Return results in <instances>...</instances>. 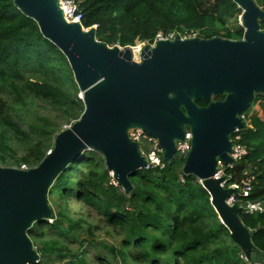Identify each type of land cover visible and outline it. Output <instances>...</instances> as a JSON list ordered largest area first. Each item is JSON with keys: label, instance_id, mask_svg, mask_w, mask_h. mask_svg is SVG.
Segmentation results:
<instances>
[{"label": "trees", "instance_id": "16d2710c", "mask_svg": "<svg viewBox=\"0 0 264 264\" xmlns=\"http://www.w3.org/2000/svg\"><path fill=\"white\" fill-rule=\"evenodd\" d=\"M80 1L83 24L97 25L96 38L109 46L135 45L153 40L159 30L183 27L198 29L203 38L239 40L245 32L243 25L230 24V18L243 11L234 0ZM256 1L264 9V0ZM259 23L264 30V19ZM79 91L68 59L43 36L38 23L15 0H0V164L37 166L53 149L62 123L72 124L82 115L85 106ZM224 97L219 94L213 99ZM196 102L208 105L203 99ZM39 103L56 112V117L38 109ZM243 115L245 127L230 137L239 134L248 152L226 170L232 175L227 185L254 175L248 198L264 200V92L255 94ZM184 162L173 156L164 169L131 172L133 190L126 193L111 183L105 157L96 150L84 151L49 189L48 195L61 201L53 220L37 221L28 231L41 245L40 260L30 264H42V258L50 255L64 259L72 252L66 241L85 224L94 234L91 222L70 214V195L96 209L121 236L119 245L108 248L123 264L128 258L137 264H250L221 222L207 189L192 174L184 178ZM240 216L251 231L254 261L259 260L264 254V213ZM102 262L114 264L108 259ZM74 264L89 263L80 259Z\"/></svg>", "mask_w": 264, "mask_h": 264}, {"label": "water", "instance_id": "95a60500", "mask_svg": "<svg viewBox=\"0 0 264 264\" xmlns=\"http://www.w3.org/2000/svg\"><path fill=\"white\" fill-rule=\"evenodd\" d=\"M242 11L244 36L158 40L144 45L140 60L130 46H109L69 22L59 0H15L33 18L44 37L66 56L85 109L61 130L54 146L34 167L0 164V264H30L40 254L29 229L55 214L48 193L58 175L88 149L105 157L106 167L126 193L130 173L142 169L145 157L129 129L141 127L159 139L164 160L176 152V139L192 132L183 176L192 174L207 189L221 222L245 259L254 261L251 231L244 224L242 203L228 198L238 190L223 185L218 159L233 162L230 134L245 127L241 117L256 93L264 92V9L256 0H234ZM225 94L224 99L213 97ZM203 99L208 105H199Z\"/></svg>", "mask_w": 264, "mask_h": 264}, {"label": "built area", "instance_id": "2783aa9c", "mask_svg": "<svg viewBox=\"0 0 264 264\" xmlns=\"http://www.w3.org/2000/svg\"><path fill=\"white\" fill-rule=\"evenodd\" d=\"M60 6L63 9V13L65 18L69 22H79L83 25L84 30H88L89 27H85L83 24L84 19V13L83 9L81 7V1L80 0H59ZM242 20V15H241ZM93 27H97V25H93ZM177 37L180 39H188V38H194L199 37L203 38L200 34V31L198 29L194 28H175L168 31L159 30L154 39L150 40H143L137 42L135 45H131L130 47L133 50V57L136 60H140L141 52L143 50L144 45L149 44L151 46H154L155 43L158 40H175ZM120 46L121 48L127 47V46H121L119 44H116ZM241 117L245 120V115H241ZM239 128H236L235 132L239 131ZM129 136L130 138L138 143L139 150L141 154L145 157V165L142 167V169L145 170H154V169H164L167 165V161L164 160V153L165 149L160 146L159 139L151 134H149L147 131H145L141 127H134L129 129ZM192 132L189 129L185 130V136L183 139H176V152L174 153V156L179 159L186 160L192 146ZM232 142L234 143V150L230 153V155L233 157V162L226 163L222 159H218V167L219 172L217 174L218 177L225 176L226 179L223 182V185L225 187H233L234 189L238 190V192H234L229 198L228 202L230 204H234L236 202L242 203V212L247 214H256V213H264V200H253L248 198L251 195V192L254 188V175L247 174L246 177L241 178L239 181H234L227 185L228 179L232 177L231 174H227V169L234 168V165L239 162L248 152L247 148L239 142L240 135L236 134L235 138H231ZM22 169L29 168L27 164H22ZM111 173V183L114 185H119L118 181L114 178L113 172ZM50 221L53 219L49 218ZM123 264V263H120ZM250 264H264V254L263 256L256 261H253Z\"/></svg>", "mask_w": 264, "mask_h": 264}, {"label": "rangeland", "instance_id": "374dc122", "mask_svg": "<svg viewBox=\"0 0 264 264\" xmlns=\"http://www.w3.org/2000/svg\"><path fill=\"white\" fill-rule=\"evenodd\" d=\"M241 15L230 18L232 27H237L240 24L242 25ZM81 94L82 92L79 91L78 96L80 97ZM39 104L40 105L37 107L38 109L46 111L48 115L54 118L56 117V112L50 111L47 106L42 107L43 103ZM31 117H33V115ZM70 125V123L63 122L62 128L65 129ZM48 151H51V148ZM48 199L56 214L59 211L60 207L58 204H61V201L55 195H48ZM67 202L70 214L74 218L84 217L94 225V234H89L87 230L88 226L85 224L84 229L75 231L73 237L69 239V241H66L69 243L68 247H70L72 251L68 256L64 259L62 256L60 257V255L46 256L42 258V264H74L80 259H85L89 264H103L102 259H108L109 262H113L114 264L123 262L119 258L112 256L108 248L113 245H119L121 241V236L117 234L116 230L105 222L96 209L84 205L81 201L77 200L74 195H70L67 198ZM32 241L37 250L41 245L33 239ZM39 254L41 255L40 252ZM125 263L137 264L131 258L126 259Z\"/></svg>", "mask_w": 264, "mask_h": 264}]
</instances>
